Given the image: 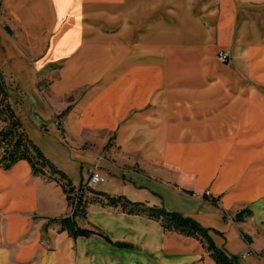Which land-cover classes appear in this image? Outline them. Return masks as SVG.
Wrapping results in <instances>:
<instances>
[{
  "label": "crops",
  "instance_id": "0c3cea01",
  "mask_svg": "<svg viewBox=\"0 0 264 264\" xmlns=\"http://www.w3.org/2000/svg\"><path fill=\"white\" fill-rule=\"evenodd\" d=\"M0 69L71 186L99 160V194L189 216L264 264V0H0ZM55 178L0 166V264H216L197 239L100 202L75 221L107 239L71 236Z\"/></svg>",
  "mask_w": 264,
  "mask_h": 264
},
{
  "label": "trees",
  "instance_id": "16d2710c",
  "mask_svg": "<svg viewBox=\"0 0 264 264\" xmlns=\"http://www.w3.org/2000/svg\"><path fill=\"white\" fill-rule=\"evenodd\" d=\"M22 100L23 96L18 85L0 69V120L3 122L0 129V166L7 169L15 162L25 160L35 175H58L59 178L55 179L64 188L70 200L69 193L74 187L69 184L65 174L32 142L22 127L15 112V106ZM79 189L81 191L71 212L58 220L61 230H66L73 237L97 234L107 239L100 230L80 228L75 221L76 217H85V208L88 203L100 202L104 205L119 207L128 214L145 215L158 222L165 231H174L197 239L216 264H244L237 256L227 255L218 248L208 235L207 229L189 216L167 211L162 206H147L131 202L121 195L99 194L95 189L91 191L90 196H87L82 188ZM247 214L249 212L243 210L236 214L235 219H240Z\"/></svg>",
  "mask_w": 264,
  "mask_h": 264
},
{
  "label": "built area",
  "instance_id": "2783aa9c",
  "mask_svg": "<svg viewBox=\"0 0 264 264\" xmlns=\"http://www.w3.org/2000/svg\"><path fill=\"white\" fill-rule=\"evenodd\" d=\"M217 58L219 61H221L223 63H227L229 60V55L224 51H219L217 54ZM105 181H106V177L100 171V168L98 166V162H95L92 166H90L86 170V177H85L83 183L81 184V186L80 187H74L70 191V193H69V196H70V212H71L73 204H75V202H76L77 196L79 195V193L81 191L79 188H82L83 191H85V194L87 196H90L91 191L94 190L97 185L104 183ZM206 195H209V192L206 191Z\"/></svg>",
  "mask_w": 264,
  "mask_h": 264
},
{
  "label": "rangeland",
  "instance_id": "374dc122",
  "mask_svg": "<svg viewBox=\"0 0 264 264\" xmlns=\"http://www.w3.org/2000/svg\"><path fill=\"white\" fill-rule=\"evenodd\" d=\"M218 54V53H217ZM259 91H260V95H261V101H262V104L264 105V86H261V87H259ZM95 162H98V166H99V168H100V162H99V160H96ZM94 162V163H95ZM94 163H92L90 166H92ZM89 166V167H90ZM88 169V168H87ZM86 169V170H87ZM69 202H70V200H69Z\"/></svg>",
  "mask_w": 264,
  "mask_h": 264
}]
</instances>
